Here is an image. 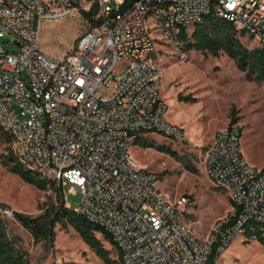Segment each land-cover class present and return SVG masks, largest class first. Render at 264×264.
<instances>
[{
	"label": "built area",
	"instance_id": "obj_1",
	"mask_svg": "<svg viewBox=\"0 0 264 264\" xmlns=\"http://www.w3.org/2000/svg\"><path fill=\"white\" fill-rule=\"evenodd\" d=\"M94 6L100 24L71 52L44 51L45 22ZM209 16L264 45V0H0V38L21 49L0 42V127L15 136L18 161L82 193L75 212L112 237L122 264H210L214 251L264 239V168L247 160L238 124L217 131L205 156L208 176L232 202L207 239L185 219L190 198L169 201L158 174L130 152L153 134L189 141L167 119L155 35L180 48L184 30Z\"/></svg>",
	"mask_w": 264,
	"mask_h": 264
},
{
	"label": "rangeland",
	"instance_id": "obj_2",
	"mask_svg": "<svg viewBox=\"0 0 264 264\" xmlns=\"http://www.w3.org/2000/svg\"><path fill=\"white\" fill-rule=\"evenodd\" d=\"M86 30L83 15L71 16L56 22H45L42 27V48L53 56L71 52ZM191 36L193 29H190ZM160 51L158 57L163 71L161 97L168 106L167 119L181 126L189 136L187 143L167 138L162 134L149 135L145 141L152 147L135 144L132 157L159 176V187L169 201L190 196L191 203L185 215L194 233L200 238L209 237L215 220L223 217L232 207L229 194L218 188L208 176L204 160L216 131L226 128L237 118L242 128L243 150L247 160L264 168V81L249 80L247 73L238 68L225 52L219 57L197 51L185 52L162 36L155 35ZM0 42L8 52L21 51L18 45L5 38ZM247 46H256L244 40ZM217 133V132H216ZM158 146H167L175 154L162 152ZM15 142H0V219L8 226L12 236L29 253L31 264H107L72 227L58 223L53 242L36 243L33 236L15 218L20 212L39 217L57 203L59 190L49 187L39 190L24 182L2 162ZM190 163L197 168L191 172ZM257 167V168H258ZM58 188V186H56ZM64 196L73 211L82 202V193H74L70 185L64 187ZM13 212L11 215L4 211ZM111 257L118 259L115 248L98 234ZM216 264H264V244L234 242L220 255Z\"/></svg>",
	"mask_w": 264,
	"mask_h": 264
},
{
	"label": "trees",
	"instance_id": "obj_3",
	"mask_svg": "<svg viewBox=\"0 0 264 264\" xmlns=\"http://www.w3.org/2000/svg\"><path fill=\"white\" fill-rule=\"evenodd\" d=\"M97 15V6H94L90 12H84L85 32L100 24L99 19H96ZM191 29H193L191 36L188 32L190 29L184 30L181 36L182 47L185 52L197 51L219 57L223 51L235 61L239 69L247 73L249 80L264 81V45L247 46L244 40L251 43L252 38L248 37L246 32L238 30L231 22L215 16H209L204 22ZM236 122L237 118L234 117L230 125L236 124ZM2 141L14 143L15 136L0 127V142ZM136 144L149 145L145 139L139 140ZM149 146L154 145L150 144ZM157 149L175 154L167 146H158ZM3 157H6V159H2L3 164L11 172L21 177L24 182L35 185L39 190H48L51 186L60 192L57 203L39 217H31L20 212L14 213L15 218L31 233L36 243L42 241L53 242L55 228L58 223H62L65 226H72L107 264H122L121 252L112 237L103 228L90 222L85 216L66 207L63 188H57L55 183L46 179L41 173L26 167L18 161L13 148H10L9 153L2 155L1 158ZM186 168L191 172H197V168L190 163H186ZM188 197L191 199L190 196ZM0 206L6 205L0 204ZM98 234L102 235L104 240L116 249L118 259L111 257V250L105 247ZM260 241L264 244V239H260ZM219 257L220 255L214 251L210 264H216ZM0 264H31L29 253L22 248L19 237L12 236L8 231V226H5L1 219Z\"/></svg>",
	"mask_w": 264,
	"mask_h": 264
},
{
	"label": "crops",
	"instance_id": "obj_4",
	"mask_svg": "<svg viewBox=\"0 0 264 264\" xmlns=\"http://www.w3.org/2000/svg\"><path fill=\"white\" fill-rule=\"evenodd\" d=\"M216 132H217V131H216ZM216 132L214 133V135H213V137H212V139H211V142H210V144L212 143V141H213V138H214V136H215ZM255 166H256V165H255ZM256 167H258V166H256ZM258 168H262V166H260V167H258Z\"/></svg>",
	"mask_w": 264,
	"mask_h": 264
}]
</instances>
